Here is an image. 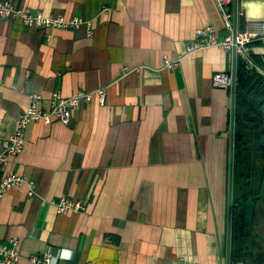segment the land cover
I'll return each mask as SVG.
<instances>
[{
    "label": "crops",
    "instance_id": "1",
    "mask_svg": "<svg viewBox=\"0 0 264 264\" xmlns=\"http://www.w3.org/2000/svg\"><path fill=\"white\" fill-rule=\"evenodd\" d=\"M12 1L81 21L46 29L0 17V139L31 93L46 106L53 92L105 87V101H82L67 124L26 126L21 151L0 166V178H24L2 195L0 240H19L21 264L47 250L67 254L57 264H228L233 92L211 79L233 54L185 47L207 24L224 35L214 0ZM239 4L264 69V0ZM63 195L84 208L57 213Z\"/></svg>",
    "mask_w": 264,
    "mask_h": 264
},
{
    "label": "built area",
    "instance_id": "2",
    "mask_svg": "<svg viewBox=\"0 0 264 264\" xmlns=\"http://www.w3.org/2000/svg\"><path fill=\"white\" fill-rule=\"evenodd\" d=\"M218 13L222 21L224 35L219 37L218 31L213 24H207L195 31V39L189 42L186 47L187 52H192L209 45H216L233 54V67L230 70L217 71L213 74L212 86L229 88L233 92V104L231 109V136L234 138L238 126V116H236L237 105L235 103V81H236V62L238 57L247 62L248 68H256L257 71L264 73V69L256 66L251 61V39L256 36V32L240 31L239 25L244 16L239 0H214ZM0 17L18 18L24 25L30 27L51 28H74L80 23L81 18L77 15L65 18L62 15L51 16L44 15L40 11H31L28 7L16 5L12 0H0ZM89 23V22H88ZM90 25V24H89ZM87 33H90L88 31ZM178 59L167 60L163 67L172 69ZM105 87L95 90H77L69 96H62L58 92H53L49 98L48 105L38 106L41 95L38 93L29 94V103L25 110L21 112L15 121L13 132L6 138L0 139V166L5 164L9 156L19 153L24 144V131L26 126L32 121H42L45 123L50 120H57L63 124L70 121L72 111L79 107L82 101H88L95 96L100 104L105 101ZM233 153V151H232ZM24 178L16 173H6L0 178V201L3 193L9 188H13ZM29 192H32L33 182L28 180ZM1 203V202H0ZM84 202L81 198H72L69 196H60L55 202L57 213H67L71 211H81L84 208ZM232 246L229 253L228 264L241 263L231 260ZM67 255V254H66ZM66 255L61 252L52 253L50 250L41 254H33L28 257V261L36 264H57L58 259H66ZM21 255L19 252V240L17 238H8L5 241L0 240V264H21ZM65 264V263H64Z\"/></svg>",
    "mask_w": 264,
    "mask_h": 264
},
{
    "label": "trees",
    "instance_id": "3",
    "mask_svg": "<svg viewBox=\"0 0 264 264\" xmlns=\"http://www.w3.org/2000/svg\"><path fill=\"white\" fill-rule=\"evenodd\" d=\"M249 58L254 65L260 68L263 67L258 56H254V54L250 53ZM236 71L235 103L238 109L239 134L238 139H235V153L239 155V158L245 160L241 163V172L243 173L247 171L245 168L251 158L249 152H245L246 148L242 151L243 144H249L247 142V137L249 135L246 134L247 129H252L251 132H254V136L264 135V73L257 71L254 67L248 68L247 62L239 57L236 62ZM251 122L254 123V126L251 125ZM260 157L264 159V154ZM236 158H238V156ZM238 182H240V179L236 182L235 199L237 196L243 197V195H245H240V188L238 187L237 189ZM245 184L246 180L242 182V187H244ZM239 221L241 222V220ZM239 221L235 217L232 218V226H234L232 233H234L233 240L236 255L232 252L231 260L234 261H240L245 258L242 241L240 240L244 228L239 225Z\"/></svg>",
    "mask_w": 264,
    "mask_h": 264
},
{
    "label": "flooded vegetation",
    "instance_id": "4",
    "mask_svg": "<svg viewBox=\"0 0 264 264\" xmlns=\"http://www.w3.org/2000/svg\"><path fill=\"white\" fill-rule=\"evenodd\" d=\"M254 124V123H253ZM251 124L252 126H254ZM252 129H247L246 134H249L247 137V142L249 144H243L242 151L246 148V153L249 152V155L253 162L252 170L250 176L247 175L246 184L242 187L243 176L240 169L235 167L233 172L238 181V177H240L239 186L237 183V189L240 188L239 193L243 195V197L238 196L240 198L239 203H232L231 206V240H232V252L235 253V244L233 240L234 233V226H232V218L235 217L236 219L241 220L239 221V225L243 226L244 230H242L241 241L244 243L248 242L249 249H252L253 252L244 251L245 258L243 260H252L253 262L258 261V263L264 264V251L260 250L262 253L256 255L255 251L257 250L256 247V240L255 236H258V229L260 228V238L263 239L264 245V159L258 162L257 158L264 154V135L254 136V132H251ZM239 129L238 126L236 128L234 138L238 139ZM250 138V139H249ZM252 153V154H251ZM239 158V155H237ZM237 158V166L241 164L243 160L241 158ZM258 163V164H257ZM245 175V174H244ZM243 192V193H242ZM247 194V195H246ZM250 209V217H247V210ZM261 215V217L259 216ZM236 234V233H235ZM253 246V247H252ZM243 247V246H242ZM236 255V253H235Z\"/></svg>",
    "mask_w": 264,
    "mask_h": 264
},
{
    "label": "water",
    "instance_id": "5",
    "mask_svg": "<svg viewBox=\"0 0 264 264\" xmlns=\"http://www.w3.org/2000/svg\"><path fill=\"white\" fill-rule=\"evenodd\" d=\"M251 124H253L251 122ZM232 138L231 139V150L234 152V156L236 158L237 154L235 153V150L233 149V147L235 146V139H233V136H231ZM250 139V138H249ZM261 229L259 228L257 233H258V236L256 235L255 237V240H256V247H257V250L255 251V254L257 256V254L259 253H262L260 250H263L264 251V245H263V239L260 238V232ZM241 263H234V264H263V263H258V261H255L253 262L252 260H240Z\"/></svg>",
    "mask_w": 264,
    "mask_h": 264
},
{
    "label": "rangeland",
    "instance_id": "6",
    "mask_svg": "<svg viewBox=\"0 0 264 264\" xmlns=\"http://www.w3.org/2000/svg\"><path fill=\"white\" fill-rule=\"evenodd\" d=\"M236 116H238V111H236ZM238 119V118H237ZM252 154V153H251ZM252 158V157H251ZM251 158H250V160H249V163H248V165L246 166V168H245V170H247V171H244L243 173H242V176H243V181H245L246 179H244V178H247V175L248 176H250L249 174H251V170H252V165H253V162H252V160H251ZM235 156H234V161H235ZM257 160H258V162H260L261 160H262V158L261 157H258L257 158ZM245 160H243V162H244ZM258 164V163H257ZM233 169L236 167L237 168V170H238V168L240 169V166H241V164H238V166H237V160H236V162H233ZM245 174V175H244ZM240 179V177H238V180ZM247 181V180H246ZM238 186H239V182H238ZM240 200V198H238V196H237V200L236 201H239ZM239 203V202H238ZM247 217H250V209H248L247 210Z\"/></svg>",
    "mask_w": 264,
    "mask_h": 264
}]
</instances>
